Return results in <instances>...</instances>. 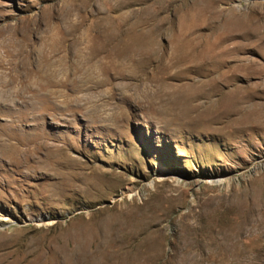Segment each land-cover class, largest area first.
I'll return each instance as SVG.
<instances>
[{"label":"rangeland","instance_id":"obj_1","mask_svg":"<svg viewBox=\"0 0 264 264\" xmlns=\"http://www.w3.org/2000/svg\"><path fill=\"white\" fill-rule=\"evenodd\" d=\"M6 77L0 264H264V0H0Z\"/></svg>","mask_w":264,"mask_h":264},{"label":"bare ground","instance_id":"obj_2","mask_svg":"<svg viewBox=\"0 0 264 264\" xmlns=\"http://www.w3.org/2000/svg\"><path fill=\"white\" fill-rule=\"evenodd\" d=\"M14 86V79L13 78H7L6 79H3V80H0V91H4L6 89H9L11 87ZM154 97H155V100L157 103L158 102V99H160V101H169V105L171 107H176V110H178L179 112H190V105L188 104H185L184 102H178L176 101L173 102L172 101V98H170V95H175L173 92H168L167 90H164V91H160L158 94H152ZM181 99L183 100V97H181ZM155 103V102H154ZM185 114V113H184ZM218 180V179H217ZM219 181V180H218ZM10 220V218L4 214H0V223L1 222H8Z\"/></svg>","mask_w":264,"mask_h":264}]
</instances>
